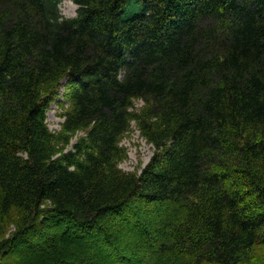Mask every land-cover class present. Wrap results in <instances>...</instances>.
<instances>
[{"label":"trees","instance_id":"1","mask_svg":"<svg viewBox=\"0 0 264 264\" xmlns=\"http://www.w3.org/2000/svg\"><path fill=\"white\" fill-rule=\"evenodd\" d=\"M62 1L0 0V264H264V0Z\"/></svg>","mask_w":264,"mask_h":264},{"label":"rangeland","instance_id":"2","mask_svg":"<svg viewBox=\"0 0 264 264\" xmlns=\"http://www.w3.org/2000/svg\"><path fill=\"white\" fill-rule=\"evenodd\" d=\"M60 8L65 17L71 18L77 15L78 5L73 0H63ZM66 98L64 88H60L46 108L47 124L53 132L58 133L62 130L63 113L68 107ZM143 106V101L135 100L136 110H141ZM84 134L83 131H78L73 135L70 144L64 147L65 151L72 149L73 144ZM121 147L123 153L118 163L119 168L125 172L136 174L142 172L152 160L156 150L154 145L143 135L136 121H133L131 130L123 136ZM14 230L15 224L13 222L0 223V242L8 238Z\"/></svg>","mask_w":264,"mask_h":264}]
</instances>
